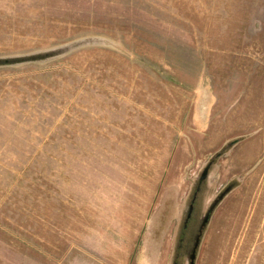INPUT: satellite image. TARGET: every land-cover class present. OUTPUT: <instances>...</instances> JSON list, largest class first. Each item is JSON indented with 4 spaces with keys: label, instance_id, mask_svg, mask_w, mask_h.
Instances as JSON below:
<instances>
[{
    "label": "rangeland",
    "instance_id": "rangeland-1",
    "mask_svg": "<svg viewBox=\"0 0 264 264\" xmlns=\"http://www.w3.org/2000/svg\"><path fill=\"white\" fill-rule=\"evenodd\" d=\"M209 164L194 264H264V0H0V264H188Z\"/></svg>",
    "mask_w": 264,
    "mask_h": 264
},
{
    "label": "flooded vegetation",
    "instance_id": "flooded-vegetation-1",
    "mask_svg": "<svg viewBox=\"0 0 264 264\" xmlns=\"http://www.w3.org/2000/svg\"><path fill=\"white\" fill-rule=\"evenodd\" d=\"M204 169H203V171H204ZM203 171L201 172L200 177L197 180L195 190H194V192L191 196V199L188 203L187 209H186L185 214H184L182 226H181V229L178 233V238H177L178 239V242H177V245H178V251H177L178 262H179V259L185 258V260L187 261L188 264H194L195 263L197 248L199 247L200 236L202 234L204 227L207 225L209 216H210L215 204L217 203V200H216L212 204V206L208 209V211L205 213V215L202 217L201 222H200V226H198V228L193 231L192 227L194 224V219L197 215L196 206L198 203V196L202 191V185L206 179L205 178V179L201 180V176H202ZM207 175H208V172H207ZM207 175H206V177H207Z\"/></svg>",
    "mask_w": 264,
    "mask_h": 264
},
{
    "label": "water",
    "instance_id": "water-1",
    "mask_svg": "<svg viewBox=\"0 0 264 264\" xmlns=\"http://www.w3.org/2000/svg\"><path fill=\"white\" fill-rule=\"evenodd\" d=\"M209 167H210V164L204 169L202 176H201V180L206 178Z\"/></svg>",
    "mask_w": 264,
    "mask_h": 264
}]
</instances>
